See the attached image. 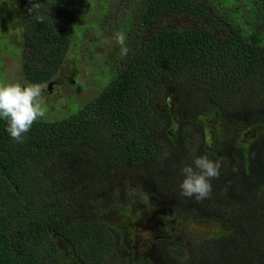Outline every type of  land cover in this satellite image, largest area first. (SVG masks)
Masks as SVG:
<instances>
[{"label": "trees", "instance_id": "obj_1", "mask_svg": "<svg viewBox=\"0 0 264 264\" xmlns=\"http://www.w3.org/2000/svg\"><path fill=\"white\" fill-rule=\"evenodd\" d=\"M94 1L109 8L102 24L94 21L98 32L124 33L129 52L112 55L90 99L73 97L65 116L39 119L23 143L0 120V264H149L134 239L102 220L133 205L231 228L190 241L158 238L160 264H264V0ZM38 2L52 20L24 10L23 68L28 83L46 84L56 75L49 67L85 33L74 27L94 2ZM167 90L183 112L175 129L157 108ZM215 114L236 135L262 132L245 146L230 136L209 150L198 118ZM205 155L222 167L211 198L198 202L180 194L181 168ZM129 186L149 203L126 195Z\"/></svg>", "mask_w": 264, "mask_h": 264}, {"label": "rangeland", "instance_id": "obj_2", "mask_svg": "<svg viewBox=\"0 0 264 264\" xmlns=\"http://www.w3.org/2000/svg\"><path fill=\"white\" fill-rule=\"evenodd\" d=\"M88 3L92 6V12L87 15L88 10L82 12L80 21L74 27L75 30L84 31L82 37L78 34L69 43L67 51L63 56L56 58L55 65L49 67L50 71L56 73L53 81L46 83L47 89L44 93L47 113L44 118L53 119L54 116L61 117L67 113V107L71 103V98L90 99L96 90H100L98 79H107V74L103 69L110 67L112 55H121V47L114 39L117 32H98V24L109 16V8L106 3ZM112 6L115 1L103 0ZM28 9L27 0H0V54H3L0 61V83H20L26 85L23 58V16ZM101 16V22H94ZM88 20V21H86ZM115 28V24H109ZM82 33V32H81ZM5 51L7 53H5ZM21 56V58H20ZM4 63V65H3ZM3 66V67H2ZM104 87L107 85L105 83ZM51 86V87H50ZM79 104H74L71 109L77 111ZM157 108L163 112H169L174 119V127L177 126L178 118L183 114L177 104L173 91L167 90L157 103ZM58 111V112H56ZM56 112V113H55ZM60 112V113H59ZM55 117V118H56ZM198 122L202 124L207 133L208 149L216 151L221 139L235 136L240 145L256 138L262 128L257 127L244 134L236 135L233 128L226 120L215 114L210 117H199ZM103 222L118 228L124 237L125 242L129 238L134 239L136 255L144 258L150 257L149 264H160L158 253L154 242L161 237H172L177 241H190L194 238L223 236L231 232V228L217 222L202 221H178L171 213L160 210H143L140 205H133L126 213L111 212L102 216ZM66 261H71L68 247L61 245Z\"/></svg>", "mask_w": 264, "mask_h": 264}, {"label": "clouds", "instance_id": "obj_3", "mask_svg": "<svg viewBox=\"0 0 264 264\" xmlns=\"http://www.w3.org/2000/svg\"><path fill=\"white\" fill-rule=\"evenodd\" d=\"M30 14L37 13L35 19L43 23L45 19L52 20L41 13V5L38 0H29ZM114 39L121 47V54L127 55L129 48L126 45V36L122 32L115 34ZM46 84L27 83H0V120L7 122L6 131L17 143H23L25 134L30 131L34 123L46 116L47 107L44 93ZM222 163L219 160H211L208 156L197 157L191 164H185L181 168L184 179L180 184L181 195L187 198L194 197L198 202L211 198V180L219 178ZM119 197V189L113 193ZM126 195H139L146 203H149V194L142 188H126Z\"/></svg>", "mask_w": 264, "mask_h": 264}, {"label": "water", "instance_id": "obj_4", "mask_svg": "<svg viewBox=\"0 0 264 264\" xmlns=\"http://www.w3.org/2000/svg\"><path fill=\"white\" fill-rule=\"evenodd\" d=\"M51 87V86H50Z\"/></svg>", "mask_w": 264, "mask_h": 264}]
</instances>
